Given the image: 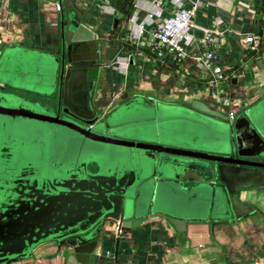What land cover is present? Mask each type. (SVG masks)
I'll use <instances>...</instances> for the list:
<instances>
[{
    "label": "water",
    "instance_id": "1",
    "mask_svg": "<svg viewBox=\"0 0 264 264\" xmlns=\"http://www.w3.org/2000/svg\"><path fill=\"white\" fill-rule=\"evenodd\" d=\"M63 3L55 48L0 41V264L46 241L95 264L106 221L228 218L229 194L264 185V95L232 118L132 94L94 110V36Z\"/></svg>",
    "mask_w": 264,
    "mask_h": 264
},
{
    "label": "crops",
    "instance_id": "2",
    "mask_svg": "<svg viewBox=\"0 0 264 264\" xmlns=\"http://www.w3.org/2000/svg\"><path fill=\"white\" fill-rule=\"evenodd\" d=\"M182 1L189 6L195 0ZM175 7L174 0H67L70 18H80L94 36V110L107 113L132 94L162 103L189 104L196 99L229 116L263 97L264 0H201L183 62L156 57L146 33L135 39V22L147 27L149 12L159 22ZM66 25L63 0H0L3 46L55 48ZM204 28L219 40L214 49L225 79L216 85L197 60L206 49ZM247 33L259 42L257 52L246 50L241 35ZM192 182L185 179V184ZM228 197V218L177 224L151 216L138 225L121 226L120 232L119 221H106L95 264H264V185L243 187ZM69 260L66 246L46 241L27 257L6 264H79Z\"/></svg>",
    "mask_w": 264,
    "mask_h": 264
},
{
    "label": "built area",
    "instance_id": "3",
    "mask_svg": "<svg viewBox=\"0 0 264 264\" xmlns=\"http://www.w3.org/2000/svg\"><path fill=\"white\" fill-rule=\"evenodd\" d=\"M160 4L162 0H154ZM176 7L170 11L168 15L162 18L161 21L153 20V13L149 12V21L147 27L145 24H134L135 39L139 40L142 34L146 33L149 36L156 57L173 62H183L187 58V47L192 41L190 29L194 26L193 15L196 5L201 0H195L194 4L185 6L182 0H174ZM215 3L218 0H210ZM248 6L250 3L244 1ZM57 8L60 4L57 3ZM204 45L205 51L201 56L197 57L199 66L205 67L212 74V82L216 85L223 79L225 74L221 65L217 63L214 46L219 42L213 30L204 28ZM241 40L249 52H257L260 49L259 42L253 34L247 33L241 35ZM125 63V62H123ZM234 115L229 114L232 118ZM118 232L121 231L119 225L116 226Z\"/></svg>",
    "mask_w": 264,
    "mask_h": 264
},
{
    "label": "rangeland",
    "instance_id": "4",
    "mask_svg": "<svg viewBox=\"0 0 264 264\" xmlns=\"http://www.w3.org/2000/svg\"><path fill=\"white\" fill-rule=\"evenodd\" d=\"M17 92H19V91H17ZM28 95H30V94H28ZM32 95V94H31ZM33 96V95H32ZM38 98H40V100H42L44 103H54V101H55V98H54V96H50V97H47V96H37ZM256 103V102H255ZM254 103V104H255ZM254 104H252L251 106H249V107H252ZM55 106V105H54ZM246 109V108H245ZM55 112V111H54ZM239 113L240 112H238L237 114H235V116H237V115H239ZM58 133H60L61 135H65L67 132H64V131H62V130H59V132Z\"/></svg>",
    "mask_w": 264,
    "mask_h": 264
},
{
    "label": "flooded vegetation",
    "instance_id": "5",
    "mask_svg": "<svg viewBox=\"0 0 264 264\" xmlns=\"http://www.w3.org/2000/svg\"><path fill=\"white\" fill-rule=\"evenodd\" d=\"M9 90V89H8ZM29 96H32V95H29ZM34 96V95H33ZM36 96V95H35ZM56 103V101H54V103H52L53 105ZM49 104H51V103H49ZM54 110H56L55 108H54ZM60 113H62V112H60Z\"/></svg>",
    "mask_w": 264,
    "mask_h": 264
}]
</instances>
